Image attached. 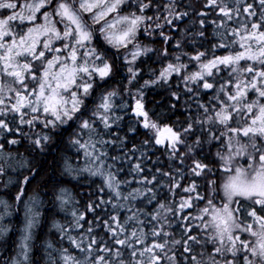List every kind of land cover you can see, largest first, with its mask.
<instances>
[{"label": "snow or ice", "instance_id": "snow-or-ice-1", "mask_svg": "<svg viewBox=\"0 0 264 264\" xmlns=\"http://www.w3.org/2000/svg\"><path fill=\"white\" fill-rule=\"evenodd\" d=\"M0 208V264H264V0H0Z\"/></svg>", "mask_w": 264, "mask_h": 264}, {"label": "trees", "instance_id": "trees-1", "mask_svg": "<svg viewBox=\"0 0 264 264\" xmlns=\"http://www.w3.org/2000/svg\"><path fill=\"white\" fill-rule=\"evenodd\" d=\"M185 3H190L193 4L195 7H199L200 3H202V0H185ZM155 96L157 99H164V95H161L160 92L155 93ZM180 118L182 119V117ZM58 153L59 155L65 154L64 152H61L59 148H53L52 156H55L58 159ZM47 165L48 172L39 183H43L44 180H47L48 176H52V183H55V174L52 170L53 160L51 158H49V160L47 161ZM65 186L71 187L70 185ZM51 187L52 185L50 184L48 188L42 190L41 194L43 206L39 210L43 213V216L41 217L40 227L36 230L35 240L37 246L42 245L46 239L55 240L57 238L55 232L52 230L53 220H59L61 222H64V214L53 207V193L49 191ZM85 191V188L80 189L81 193H84ZM29 195H32V193L29 192ZM2 213L3 209L0 208V214ZM24 222L25 220L23 209H21L20 211H13V214L11 216H7L3 221L4 224L8 225L12 229V231L8 233V236L4 241H0V247H3V249L10 255L14 254V250L19 241L21 229L24 225ZM36 254L39 255V248H37Z\"/></svg>", "mask_w": 264, "mask_h": 264}]
</instances>
